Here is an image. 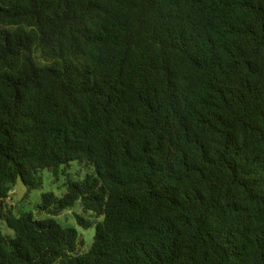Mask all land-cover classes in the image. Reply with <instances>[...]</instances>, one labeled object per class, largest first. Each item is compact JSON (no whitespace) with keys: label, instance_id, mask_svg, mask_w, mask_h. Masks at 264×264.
<instances>
[{"label":"trees","instance_id":"trees-1","mask_svg":"<svg viewBox=\"0 0 264 264\" xmlns=\"http://www.w3.org/2000/svg\"><path fill=\"white\" fill-rule=\"evenodd\" d=\"M0 222V264H264V0H0Z\"/></svg>","mask_w":264,"mask_h":264},{"label":"rangeland","instance_id":"rangeland-1","mask_svg":"<svg viewBox=\"0 0 264 264\" xmlns=\"http://www.w3.org/2000/svg\"><path fill=\"white\" fill-rule=\"evenodd\" d=\"M88 172H90L88 168L77 162H72L68 168H61V171L56 177L50 171L43 170L41 172L42 188L27 190L22 183L17 182L6 201L7 206L11 207L16 213L32 212L36 219H45L47 215L43 213L39 214L37 211L41 195L49 192L60 196L64 192L63 185L68 179H82ZM76 214H82L81 207L78 203L73 208L62 212L54 218L61 226L75 228L84 241V249L87 250L92 242L95 228L93 225L90 228L83 229L76 222ZM84 216L87 217L88 215L84 214ZM0 231L3 235L13 236L12 230L7 228L4 222H0Z\"/></svg>","mask_w":264,"mask_h":264}]
</instances>
